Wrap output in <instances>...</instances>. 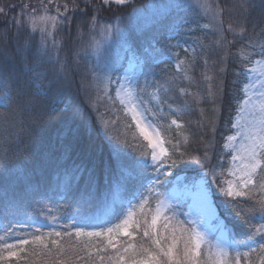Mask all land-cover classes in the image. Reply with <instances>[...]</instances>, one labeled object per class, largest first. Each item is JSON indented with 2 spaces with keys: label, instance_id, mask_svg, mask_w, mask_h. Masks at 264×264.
Instances as JSON below:
<instances>
[{
  "label": "trees",
  "instance_id": "16d2710c",
  "mask_svg": "<svg viewBox=\"0 0 264 264\" xmlns=\"http://www.w3.org/2000/svg\"><path fill=\"white\" fill-rule=\"evenodd\" d=\"M22 1L0 17V65L10 70L8 85L0 84V96L17 97L9 105L0 106V236L7 237L5 226H15L13 231L20 238L36 228L44 233L63 232V226L71 223L73 217L76 226H84L86 231L100 230V226L119 223L117 216L122 218L129 201L138 203L132 193L142 191L140 181L128 179L134 161L138 159L136 149L139 145L133 138L135 126L128 127L130 118L115 100L114 86L110 85L107 91L115 103L104 96V85L102 87L100 80L97 83L91 73L92 69L106 72L107 67L96 62L93 51L96 44L104 42L111 27L125 29L129 50L144 61L137 94L143 100V106L150 110L146 112L149 119L155 126H163L162 135L168 141L165 146L170 152L173 145H180L173 156L178 164L176 168L168 169L174 173L168 179L173 180L181 174L187 180L196 179L204 175L208 167L222 172L216 182L211 175L207 176L213 200L231 236L248 241L254 229L243 225L231 214L224 203L227 198L217 184L224 186L223 182L229 177L230 154L225 151L224 144L233 132L231 124L238 109L237 100L243 98L245 69L250 64L245 57L251 54L252 62L261 56L259 48L253 51L250 44L253 40L257 45L264 43L255 35L264 28V0H197L198 4L190 0H130L125 5H105L103 0H68L67 3L51 4L53 11L49 12L65 14H61L58 25L47 36L44 45V35L38 26L33 30V21L46 11V5L40 2L26 5ZM205 1L224 9L220 13L224 37L231 41L227 48L221 46L225 41L220 40V34L209 26L210 16L202 7ZM153 7H164L168 11L150 26L140 29L134 20L136 15ZM241 24L247 31L243 38L239 33ZM183 25L191 27L179 33L178 39H190V36L199 39L193 54L167 40L169 33ZM229 25L236 29L235 33L228 31ZM218 40L220 44L216 43ZM25 44L30 51H22ZM104 46L106 56L113 60L115 51ZM127 51L116 71L124 68ZM165 53H171L178 63L183 62L182 68L188 78L172 61L156 62ZM222 67L225 71L221 73ZM205 76L211 79H205ZM30 78L33 87L41 88L44 99L38 101L30 114L20 115L18 104L24 98L20 94L31 92ZM218 85L223 87V94L209 95V90L216 93ZM161 86L168 91L164 92ZM154 93L158 95V101L153 99ZM158 107L160 111L156 112ZM47 112L55 115L37 127L39 115ZM151 112H155L158 119H154ZM212 118L216 121L214 147L209 152L212 159L209 165L202 166L189 155H203V144L209 139L207 125ZM173 119L182 127L172 125L168 129L167 125ZM141 142L146 143L142 138ZM85 148L89 149L90 167L96 176L91 188L78 180L75 171ZM181 152L184 153L182 159ZM146 175H154L151 168ZM254 195L259 198L262 194L257 191ZM81 218H88V223L81 225ZM102 221L109 223L101 224ZM252 223L259 227L264 220L256 214ZM121 239L126 241L128 238ZM136 239L138 241L139 237ZM63 242L75 243V238L69 241L65 237ZM259 243L264 240L256 236L247 245L239 247L240 253L248 252L249 246L256 249L249 257L241 259V264H264Z\"/></svg>",
  "mask_w": 264,
  "mask_h": 264
},
{
  "label": "snow or ice",
  "instance_id": "6c2138e0",
  "mask_svg": "<svg viewBox=\"0 0 264 264\" xmlns=\"http://www.w3.org/2000/svg\"><path fill=\"white\" fill-rule=\"evenodd\" d=\"M103 3L105 5L111 3L125 5L127 0H103ZM202 7L205 9L206 15L210 16L209 26L215 33L220 34V40L225 41L221 46L227 48L231 41H226L224 37L223 20L220 15L224 9L207 3ZM241 7L243 8V5ZM2 11L3 9H0V12ZM40 20L44 23L50 20L52 27H56L55 17H40ZM35 27L36 24L33 21V30ZM40 31L44 35L42 41V45H44L47 42V36L51 33L44 27H41ZM228 31L235 33L236 29L229 25ZM239 33L241 38L247 35L243 24L239 25ZM255 35L264 41V28ZM220 40L216 43L220 44ZM250 47L253 51L258 47L259 55L264 57V43L257 45L253 40ZM22 51H30L29 46L25 44ZM245 60L251 63V54L246 56ZM182 63L180 62L177 68L185 71L182 68ZM207 63L205 61L206 65ZM111 70L116 71L117 69ZM28 71L30 72L32 69ZM97 71L98 69H92L91 73L93 79L99 83V77L96 76ZM219 71L222 73L225 69L222 67ZM247 71L255 72L256 69L252 68ZM9 73V69L0 65V84L8 85ZM185 77L188 78L186 71ZM245 78L249 82L243 85L241 92L248 98L243 100L244 107L238 109V115L245 111L249 103H252V98L248 96V93L254 90L253 95L259 97L258 104L253 105L259 113L252 122L255 131L249 130L247 125H242L239 121L231 124V127L238 131L227 139L235 141L239 137L244 141L236 150L237 155L232 157L233 161L239 160L241 163L230 169L229 174L233 179L223 182L227 187L221 186V184H217V187L227 198L224 203L229 206L231 214L243 225L254 229L253 233L248 236V241H251L256 236L264 240V223L259 227H255L252 223L256 214H259L260 219L264 220V70L259 72L255 81H252L246 74ZM205 79H211V77L205 76ZM124 80H128V78L124 77ZM33 83L30 78L31 92H21L20 94L24 97L18 104L20 115L30 114L37 107L38 101L44 99V96L41 95V88L33 87ZM107 83L119 84V87L115 89V100H119L125 116L130 118L128 127L132 129V126H135L133 138L139 145V148L136 149L138 159L134 161L128 179L140 181L139 189L142 191L137 190L132 193L134 199L138 198V203L132 204L129 201L126 213L122 218L117 216L120 222L113 223L110 227L100 226V230L86 231L84 226H76L75 217L70 218L71 223L63 226L65 228L63 232L53 230L44 233L36 228L34 232L23 238L14 233L15 226H5L7 237L0 236V264H37V261L39 264H78V262H82V264H233V261L228 258L229 250L247 245L248 241L236 240L227 231V225L221 223L210 199V188L206 179L211 175L213 182H216V177L222 176L223 173L216 172L214 167H208V171L198 180L185 183L180 177H176L175 181L168 179L170 175H174L168 169L176 168L178 164V160L173 159V156L176 155L180 145H173L171 152L169 151V148L165 146L168 141L162 135L163 126H155L147 119L144 113L150 112V110L144 107L143 112L141 111L143 100L140 99L139 94L134 95L135 89L120 82L119 78L117 81L108 78ZM222 84L223 81H221ZM161 89L164 92L168 91L162 86ZM9 92H11L10 87ZM208 94L222 95L223 87L218 85L216 93L209 90ZM104 96L115 103V100L108 95L107 84L104 87ZM16 99V96L5 95L0 98V106L9 105ZM137 100L139 103L136 102ZM213 102L215 103V100ZM237 103H240V99L237 100ZM158 111H160L159 107L156 109V112ZM150 114L154 119H158L155 112ZM54 115L55 113L51 112L41 113L36 122L37 127L42 126L46 118ZM172 125L177 128L182 127L175 119L171 120L167 128L170 129ZM215 125V119H209L207 125L209 139L203 144V155L195 157L189 155L190 159H194L197 164L202 166L211 163L212 157L209 152L214 147ZM203 126L201 125V127ZM141 138L146 143H142ZM228 146L225 145V147ZM81 154L83 158L75 169L78 174L77 178L85 184L86 188H91L95 183L96 176L94 169L90 167L92 159L89 149H83ZM179 156L182 159L184 153L181 152ZM149 157L151 163H149ZM149 168L154 174L151 177L146 175ZM144 180H147L148 183H143ZM257 191L262 194L259 198L254 195ZM173 201L188 208V211L183 213L186 217L185 220L177 218V210ZM153 202H155L154 208L152 207ZM169 212H172V215H168ZM80 223L81 225L88 223V218H81ZM107 223L109 221L101 222V224ZM215 231L221 233V240L212 245L209 236L213 235ZM65 237L69 241L75 238V243H64ZM122 237L128 239L125 241L121 239ZM136 237H139L138 241ZM10 239L12 242H9ZM258 247L264 254V243H259ZM255 251L256 249L250 246L248 252L237 251L234 264H240L241 259H246Z\"/></svg>",
  "mask_w": 264,
  "mask_h": 264
},
{
  "label": "rangeland",
  "instance_id": "374dc122",
  "mask_svg": "<svg viewBox=\"0 0 264 264\" xmlns=\"http://www.w3.org/2000/svg\"><path fill=\"white\" fill-rule=\"evenodd\" d=\"M20 1H22V0H0V9H3V11L0 12V17L2 16L3 13H5L7 11L8 8L16 5L17 2H20ZM128 1H130V0H127V2ZM23 2H25L26 5L37 4L36 2H40V3H43L46 5V11L42 14H39L38 18H35L34 21H35L36 26H38L37 27L38 29H40L41 27H44L47 29V31L49 33H52L53 32L52 30H54L56 27L55 28L52 27V22L50 20L47 23H44L43 21L40 20V17H55L56 18L55 23L57 26L59 20L61 19V14H65V13L60 14V13L49 12V11H53V10H51L52 9L51 4L58 5L59 3H64V2L67 3L68 0H24L21 3H23ZM190 2H192L194 4H198L197 0H190ZM206 3L207 2L205 1L204 4H206ZM167 11H168V9H164V7H159L158 9H156V7H153L147 12L146 11L139 12L136 15L134 20H136L138 22V27L140 29H143V28L153 24L155 21H157L159 18H161ZM190 27L191 26H189V25H183V26L177 27L174 32L168 34L167 40L170 44H172L174 46L182 47L186 52L193 54L195 51L196 41L199 39L198 38L196 39L194 36H190L191 37L190 39H187V37H184L185 39H183V40L178 39L179 33L184 32L186 30H189ZM125 36L126 35H125V29L124 28L112 29L110 27L108 29L105 37H104V42H102L101 44H96V47L94 48V51H93V57L96 59V62L99 61L103 64L104 67H107L105 73H99V71H98V74H99L98 77L102 83V87H103V85L105 87V84H107V89L109 87L111 88V86H114V97H116L115 89L117 87H119V84L118 83L108 84L107 83L108 78H110L112 81H117V79L119 78L120 82H123V83H125L126 86H129L130 88L135 89L134 95H136L137 94V82L140 78V75H141L142 69H143L142 68L143 63H144L143 59L141 57H139L137 54H135L132 50H129V45L125 41ZM116 39L118 41L117 44L115 43ZM104 44L108 45L110 48L113 49V51H115V55H114L113 60H111L108 56H106V53H105L106 47L104 46ZM127 49H128L127 61H126L124 68L119 70V71H112L111 69H113V68L117 69L119 64L123 61L124 55H125L124 53L126 52ZM164 61H172L176 67L179 64L177 62V60L174 59V56L171 53H165V54L159 56V58L156 60L157 63H161ZM257 61H259V63H257ZM252 68H255L256 71L255 72L247 71L248 69H252ZM261 70H264V57L259 56V57H256L255 59H253L252 62L249 64V66L246 67L245 74L247 75V77L251 78L252 81H255ZM124 77H127L128 80H124ZM129 81L131 82L130 84H129ZM248 82H249V80L245 79V81L242 84V88H243V85L245 83H248ZM253 91L254 90L249 91V93H248V96H250L252 98V103H249L246 106L245 111L242 113H239V115H238V109L240 107H244L243 100L248 98V97L243 96L242 100L240 101V103L238 105V109H237L236 115L234 117L233 123L239 121L240 124L247 125L248 129L254 132L255 129L252 127V122L259 115V113L253 107V105L258 104L259 97L254 96ZM154 96H155V98H154ZM3 97L4 96H0V98H3ZM153 99L155 101H158V95L156 93H154ZM136 102L139 103V100H137ZM143 108H144V106L141 108L142 112H143ZM144 115L152 123V121L149 119L146 112L144 113ZM237 131H238V129L233 128V132L230 135H228L227 137L234 135ZM242 143H244V141H242L239 137H237V140H235V141H229L226 138L224 148H225V151L230 154V162H231L230 167L228 169V174H229L230 169H232L233 167H235L241 163V161H239V160L233 161L232 157L237 155L236 150L240 148V145ZM226 144L229 146L225 147ZM202 176H199L198 178L192 179V180H198ZM177 177H180L185 183L192 181V180H187L183 174L178 175ZM175 179H176V177L173 179V181H175ZM206 179H207V177H206ZM230 179H233V177L229 174V177L226 180H230ZM207 181H208V179H207ZM208 184H209V182H208ZM224 187H227V185L225 183H224ZM210 199L213 203V206L216 208V212L220 218L221 223L225 224V220L220 215L219 210H218V208H217V206L213 200L211 189H210ZM172 203L175 206V209L177 210V218L179 220H185L186 217L183 215V213L187 212L188 208L186 206L182 207L181 205L177 204V202H175V201H173ZM177 207H179L178 209L180 211L177 209ZM180 208H182V209H180ZM168 215H172V212H169ZM209 240H211L212 245L217 244L221 240V233L219 231H215L213 235L209 236ZM206 251H207V249H206ZM237 251L239 252V248L229 250V253H228V258L233 261V264H234V258L236 256Z\"/></svg>",
  "mask_w": 264,
  "mask_h": 264
}]
</instances>
